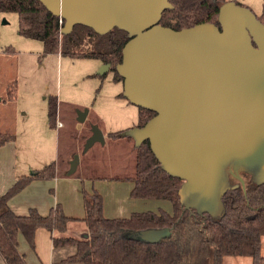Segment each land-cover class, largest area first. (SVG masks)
<instances>
[{
    "label": "water",
    "instance_id": "water-1",
    "mask_svg": "<svg viewBox=\"0 0 264 264\" xmlns=\"http://www.w3.org/2000/svg\"><path fill=\"white\" fill-rule=\"evenodd\" d=\"M64 25L68 35L84 26L98 35L124 31L116 72L122 96L155 116L127 131L135 146L148 140L160 168L184 182L187 208L216 218L230 178L264 183V24L246 7L224 3L218 26L199 24L174 31L159 25L168 0H38ZM104 65L100 74L108 71ZM87 111L78 113L83 123ZM92 131L86 149L103 142ZM76 157L67 175L78 166ZM168 230L145 231L140 238L157 242Z\"/></svg>",
    "mask_w": 264,
    "mask_h": 264
},
{
    "label": "trees",
    "instance_id": "trees-1",
    "mask_svg": "<svg viewBox=\"0 0 264 264\" xmlns=\"http://www.w3.org/2000/svg\"><path fill=\"white\" fill-rule=\"evenodd\" d=\"M226 1L168 0L172 9L162 13L159 25L174 31L199 24L219 26L217 16ZM9 13L17 16L18 35L41 42L45 55L100 60L110 66L115 80L122 81L115 68L121 63L122 49L129 40L124 31L114 28L105 35H98L79 26L76 31L74 27L70 34L62 36L63 26H59L58 18L38 0H0V14ZM257 19L264 24V10L262 17ZM84 46L93 50L80 51ZM15 87L8 99L15 98ZM57 106V97L48 99L47 117L51 128L55 124ZM154 116L153 112L138 108L136 128L143 127ZM109 137H120V134ZM14 139V135L0 134V146ZM54 177L55 166L50 164L18 178L0 196V257L4 264H27L25 256L18 250L19 239L22 238L28 248L34 250V236L38 229L51 234L53 248H76L75 254L61 264H223L225 257H248L251 264H264V257L260 254L264 237V183L256 185L246 173H240L244 187L230 178L232 189L222 197L223 212L219 217L198 213L187 208L182 201L184 182L160 168L148 140H145L135 146L130 197L168 202L172 213L148 211L132 213L123 219H107L102 213V197L94 191H83L84 217L80 222L85 227V236L82 238L68 235L69 223L78 220L67 218L58 205L45 216L36 210L19 216L8 206L10 199L33 180H52ZM151 230H168L169 233L153 243L140 238L141 232Z\"/></svg>",
    "mask_w": 264,
    "mask_h": 264
},
{
    "label": "rangeland",
    "instance_id": "rangeland-1",
    "mask_svg": "<svg viewBox=\"0 0 264 264\" xmlns=\"http://www.w3.org/2000/svg\"><path fill=\"white\" fill-rule=\"evenodd\" d=\"M226 2H234L248 8L256 17H262L264 0ZM78 27L75 26L74 31ZM17 28L18 19L15 14H0V95L7 98L5 89H8V94L11 95L13 92L11 85L16 86V109L12 105L4 110L0 109V113L8 117L10 127L17 128L21 125L23 128L26 117L19 119V107L22 114L25 113V108L30 110L33 101L41 103L43 100L47 103L49 98L57 97V102L61 105L60 111L57 106V118L62 124L63 118L67 119L64 128L59 130L60 134H57L58 131L54 127L52 128L53 138L57 136L53 143L52 157L54 156L56 165L60 164V171H64L68 166L65 172L67 174L70 163L77 157L79 164L72 178L83 181L82 188L86 193L94 191L102 197L107 214L121 217L126 215L125 212L121 214L115 212L117 210L115 206L121 204L123 209L130 212L138 211L140 208L137 210L132 204L142 203L130 199L124 201L125 196H114L109 189L112 183H131L130 179L134 176L135 148L130 151L126 147L133 139L123 134L136 128L138 108L117 97L123 92V82L114 79L111 68L100 74L104 71L102 69L104 64L100 60L78 59L57 54L45 55L41 42L19 36ZM6 49L9 50L7 54L3 53ZM89 49L92 48L84 46L80 51L86 52ZM39 111V108H35L32 112L38 114ZM85 111L87 116L81 123L77 116L78 113ZM43 112L41 111V116ZM60 112V117L63 116L61 119ZM93 130L104 135L103 142H96L86 149ZM119 134L120 137H109ZM17 135L15 139L18 150L23 151L25 155L28 154L27 157L30 158L33 156L30 152H36L31 148L34 142L36 144V137L27 133ZM44 147L42 146V149ZM55 163L52 164L55 166ZM181 198L188 205L189 201L184 193L181 194ZM162 204L167 206L164 201ZM160 208L161 206L157 204L154 206V209ZM18 250L21 254L27 251L22 241ZM260 252L264 257V237L261 240ZM245 260L250 258L225 257L223 264H248ZM0 264H4L1 257Z\"/></svg>",
    "mask_w": 264,
    "mask_h": 264
},
{
    "label": "crops",
    "instance_id": "crops-1",
    "mask_svg": "<svg viewBox=\"0 0 264 264\" xmlns=\"http://www.w3.org/2000/svg\"><path fill=\"white\" fill-rule=\"evenodd\" d=\"M8 52V49L3 51L5 54ZM12 85L11 87H13ZM5 90L7 92V98L0 95V109L4 110L12 105L16 109V99H8V89ZM121 95L122 94H119L117 97H120ZM41 103L33 101L30 110L24 107L25 113L22 114L20 113L21 107H19V119L26 117L23 128H21V125L17 126V128L10 127L7 122L8 117L0 113V134L16 135L17 137V134L20 135L27 133L29 136L33 135L36 137V144L34 142L31 145V148L36 152H30V155L33 154V156H30V158L27 157L29 156L28 154L25 155L23 151H20V149L18 150V143L16 139L0 146V196L5 194L7 190L15 184L18 178L28 176L34 172L42 170L52 163H55L53 160L54 156L52 157V149L53 143L57 139V136L53 138V129L48 123L47 103L43 102V100ZM60 106L61 105L59 102V111ZM35 108H39L40 111L38 114L37 112H32ZM41 111H44L42 116ZM33 113L37 116H35ZM60 114L61 112L59 113V117ZM57 117L58 116H56V119L58 120ZM61 117L63 116L61 115ZM66 121L67 119L65 118H63L62 121L64 124L59 121L62 124L61 128H56L54 124V128L58 131L57 134H60L59 130L64 128ZM136 123H138V114ZM16 132L18 133L16 134ZM103 136L104 135H102V138ZM42 146H45L44 149H42ZM126 147L131 151L135 148V144L134 142H128ZM67 169L68 166L64 171H60V164L57 163L56 165L55 163L54 179L33 180L22 191L10 199L8 206L13 213L19 216L27 215L30 210H36L39 214L45 216L58 205L67 218L78 220V222L69 223L68 235L72 237L76 236L74 238H82L85 236V227L80 222V220H82L84 217L82 196V192L84 190L82 188L83 181L80 182L76 179H73L72 175L65 174ZM111 185L112 186H110L109 189L112 193H114V196H125L124 201L126 199H130L132 201L140 202L142 205L132 204L135 209L138 210V208H140L138 211L134 212H130L128 209H123V206H121L122 204L120 206L116 205L115 207L117 210L115 212H119L120 214L121 212L126 213V215H122L121 217L119 215L111 216L107 214L103 204L102 213L107 219H123L128 218L132 213H142L148 211L158 213L160 210H162L169 214L172 213V207L168 202H165L167 203V206H163L162 201L158 200L132 199L130 197V192L133 188L132 182H116L112 183ZM89 193L92 192L90 191ZM156 204L157 206H161V208L154 209ZM20 241L23 242V246H25L27 249V251L23 254L27 264H61L63 260L74 255L76 252V248L74 246L53 248L51 234L45 229H38L35 232L34 250H30L22 238L19 239V246ZM243 258L247 259L248 257ZM245 261H247L248 264H251V259Z\"/></svg>",
    "mask_w": 264,
    "mask_h": 264
},
{
    "label": "built area",
    "instance_id": "built-area-1",
    "mask_svg": "<svg viewBox=\"0 0 264 264\" xmlns=\"http://www.w3.org/2000/svg\"><path fill=\"white\" fill-rule=\"evenodd\" d=\"M58 24H59L60 27H62L63 24H64V21L61 18H58ZM55 127L56 128H61L62 127V124L57 119L55 120Z\"/></svg>",
    "mask_w": 264,
    "mask_h": 264
},
{
    "label": "flooded vegetation",
    "instance_id": "flooded-vegetation-1",
    "mask_svg": "<svg viewBox=\"0 0 264 264\" xmlns=\"http://www.w3.org/2000/svg\"><path fill=\"white\" fill-rule=\"evenodd\" d=\"M219 27V26H218Z\"/></svg>",
    "mask_w": 264,
    "mask_h": 264
}]
</instances>
